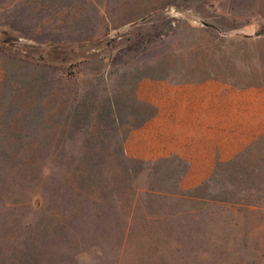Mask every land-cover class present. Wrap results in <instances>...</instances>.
Segmentation results:
<instances>
[{
  "label": "rangeland",
  "instance_id": "1",
  "mask_svg": "<svg viewBox=\"0 0 264 264\" xmlns=\"http://www.w3.org/2000/svg\"><path fill=\"white\" fill-rule=\"evenodd\" d=\"M103 6L118 27L92 45L0 31V264H264V129L190 189L184 162L124 150L151 109L141 76L212 75L264 99V0Z\"/></svg>",
  "mask_w": 264,
  "mask_h": 264
},
{
  "label": "crops",
  "instance_id": "2",
  "mask_svg": "<svg viewBox=\"0 0 264 264\" xmlns=\"http://www.w3.org/2000/svg\"><path fill=\"white\" fill-rule=\"evenodd\" d=\"M112 16L103 0H0V31L19 35L33 47L95 44L118 27L113 26ZM2 52L0 48V78L5 64ZM52 64L66 72L72 60ZM190 77L141 76L135 96L151 109L124 142L129 158L184 162L182 189L197 187L212 175L217 163L236 157L242 151V130L264 129L261 94L248 96L242 86L212 75Z\"/></svg>",
  "mask_w": 264,
  "mask_h": 264
}]
</instances>
